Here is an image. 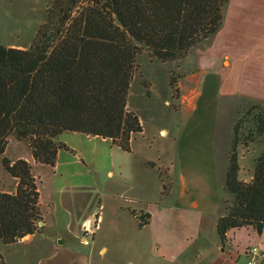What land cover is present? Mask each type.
I'll list each match as a JSON object with an SVG mask.
<instances>
[{"label": "trees", "instance_id": "16d2710c", "mask_svg": "<svg viewBox=\"0 0 264 264\" xmlns=\"http://www.w3.org/2000/svg\"><path fill=\"white\" fill-rule=\"evenodd\" d=\"M231 0H55L27 50L0 45V157L9 137L28 142L36 163L55 167L58 139L65 133L109 140L131 151L143 133L139 117L127 110L137 58L144 50L161 63L183 60L216 36ZM253 127L244 133V125ZM264 136V108L254 105L234 127L225 180V213L216 232L264 230V151L254 178L240 180V147ZM68 150V149H67ZM18 180L16 193L0 191V243L13 245L41 234L40 192L32 165L4 160ZM140 219L139 228L150 224ZM1 258V253H0Z\"/></svg>", "mask_w": 264, "mask_h": 264}, {"label": "rangeland", "instance_id": "374dc122", "mask_svg": "<svg viewBox=\"0 0 264 264\" xmlns=\"http://www.w3.org/2000/svg\"><path fill=\"white\" fill-rule=\"evenodd\" d=\"M24 1L21 11H31L35 27L25 24L26 28L14 34L3 33L0 35V43L13 40L17 45L31 46L40 28L47 23L49 8L55 0H0V22L3 19L9 26L12 16L16 12L20 13L21 3ZM10 3H13L12 7H9ZM239 9V0H231L226 15L231 13L232 17L228 30L235 31L223 43L240 38ZM20 18L19 16L18 19ZM21 20L23 21L22 18ZM223 33L225 30L222 28L221 37L225 35ZM216 36L180 61L161 63L151 58L146 50L138 56L127 106L129 112L139 117L144 131L142 135L137 134L140 136L135 135L136 154L130 155L111 141L100 137L65 133L59 137L58 142L64 143L68 150H60L55 167H50L34 161L28 142L8 138L6 151L0 157V191L13 194L18 186V180L6 171L4 160L28 161L37 178L44 224H39L42 233L35 235L34 239L33 236L28 239L26 237L24 242L22 240V243L13 245L0 243V264H153L158 256L157 243H168L173 251H182L177 247L182 245L183 248L185 240L181 237L187 225L179 219L183 213L176 214V208L167 210L165 219L161 218L158 204L174 207L175 196L166 197L165 189L159 183L160 179L163 178L164 181V175L167 174L176 182L182 167L190 169L195 166L201 171V160L198 161V166L193 160H182V155L195 154L197 146L206 151L205 145L210 140H218V156L223 161L230 141L231 151L234 127L239 119L244 118L254 105L264 108L259 103L247 105L248 102L245 101L243 104L239 97L232 98L224 93L226 89L218 75L214 51L224 50L218 57L220 71H223L230 65L224 55L228 54L231 59L238 60L239 48L233 49L237 57L230 49H225V46L215 49L214 43L220 39V36L215 38ZM194 79H200V96L196 108L185 111L193 107L199 91V88L191 87ZM235 103L239 111L236 115ZM182 109L184 112H181ZM243 127L247 134L246 130L252 128L253 124L245 123ZM161 128L168 131L167 137L160 135ZM191 139L194 143H190ZM252 147L253 145L249 149L240 147V155L246 156ZM165 150L168 152V162L173 160L172 165H165L166 162L163 161L164 166L158 162L159 154ZM144 158L151 162L142 171L137 166ZM184 170L183 168L181 174L186 177ZM224 194L227 195L226 192ZM148 204H151L150 211L157 213L154 217L149 212L152 222L146 229L148 241L136 240L132 243V235L138 232L140 219L146 213L137 214L133 211L132 215L136 220L121 209L129 210ZM83 220H91L94 233L88 244L82 240L83 225L80 231ZM243 233L245 235L237 240V245L242 249L251 239L246 230ZM151 234L153 238L158 234L161 240H151ZM56 240H62L63 243L58 247L59 253L51 258L53 250L50 245L54 242L56 246ZM258 241L255 236V241L251 243ZM141 249L142 253L146 249L150 254L147 259L141 255Z\"/></svg>", "mask_w": 264, "mask_h": 264}, {"label": "crops", "instance_id": "0c3cea01", "mask_svg": "<svg viewBox=\"0 0 264 264\" xmlns=\"http://www.w3.org/2000/svg\"><path fill=\"white\" fill-rule=\"evenodd\" d=\"M21 4L23 5L20 8V13L16 12L17 14L12 16L9 26L7 23H4V20L2 19L0 22V35H3V33L11 35L17 31H21L23 28H26L25 24L31 25V28L35 27L32 24L34 21L31 20V11H29V13L21 11L25 1ZM239 5L240 9L238 10V23H240V38L238 40L232 39L227 43H223V41H225L227 38H230V35L232 36L233 31H235L233 29L228 30L232 22V17L230 15L231 13H228L225 19V26L223 27V30H225V33L223 34L225 35L221 37V29V34L219 32L215 37L218 38L220 36V39L217 42L215 41L213 46L215 49L218 47L223 48L225 46V49H230V52H233V54L235 53L234 50L239 48L238 60H235L234 58L231 59L228 54L227 56L225 54L224 58L229 61L230 65L223 71H220V61L218 60V57L224 50H215L214 60L218 66L217 70L219 72L218 75L220 76V80L223 81L222 86H224L226 89V92H224L225 94L232 98L239 97L243 104H245L244 102L246 101L248 102L247 105L259 103L264 106V0H239ZM12 6L13 3H10L9 7ZM19 7L17 8L18 10ZM19 16L23 19V21L21 18L18 19ZM10 41L11 42L9 43H0V45L6 46L8 48L24 50L31 47L29 45H27L29 47L17 45L14 44L15 42L13 40ZM234 56H236V53ZM225 62L226 61L223 63L225 64ZM192 84L194 85L191 87L199 88V91L193 107L185 111L194 110L196 108L197 100L200 96V79H194ZM235 108L234 115L239 112L236 103ZM181 112H184V110L182 109ZM140 135H142V133ZM160 135L167 137L168 131L161 128ZM136 138V136L133 137L131 142V151L127 152L130 155L136 154ZM190 143H194V141L191 139ZM230 145L231 141L229 143V148L227 147L228 152L226 153L225 158H223V161L219 160L217 139L210 140L208 143H206V151H203L200 146H197L195 148V154L193 153L192 155L186 156L183 154L182 160H193L198 166V161L201 160V171H199V168H196L195 166L191 167L190 169L182 167L179 169L180 175L176 182L167 174L164 175V181L163 178L160 179L159 183L162 184L163 188L165 189L166 192L164 191V193H166V197L173 198L175 196V201L173 204L174 207L168 206L169 204H158V207H160L161 218L165 219L164 215L167 214V210L176 208V214H178V212L183 213V216L180 215L179 219L182 220L187 226L184 228L186 231H183V236L181 237V239L185 240L183 248L182 245H180L181 247L179 248L177 247V249L182 251H173L172 248L168 247V243L165 245H159L157 243L156 246L158 256L154 260L153 264H245L247 261V253L252 247H258L261 254L260 262L261 264H264V230L261 235H258L253 228H243L240 230L231 231L228 233V241L224 245L219 240L216 232L217 221L220 216L225 213L223 201L227 196H225L224 193ZM263 151L264 136L260 138L255 144H253V147L247 152L246 156L242 154L240 155L241 181L250 183L253 180L255 159ZM167 155V150L159 154L158 162L163 164L164 161V163H167H165V165H172L173 160L168 162ZM179 159H181V157ZM150 162L151 161L144 158L141 163H138L137 168H140L143 171V169L145 170L147 168V164ZM245 164L247 165L245 166ZM58 165L59 163L57 164V167ZM183 168L185 169L184 172L186 173V177L181 174L183 172ZM179 180L181 183H179ZM166 182L169 183L166 184ZM130 200L132 199H129V201ZM132 201L135 202L137 199H133ZM150 205L151 204H148V206L140 205L129 210L122 208L121 211L125 214H129L134 219H136V217L132 215L133 211H136L137 214L142 212L150 214L149 212H151L155 217L157 213L150 211ZM151 222L152 216L150 224ZM83 223L84 220L81 222L80 231H82ZM150 224L145 226L143 230L140 228L139 230L137 227L138 232L133 233V238H131L133 240L132 243H134L136 240L148 241V235L146 237V229L150 226ZM244 230L248 232V235L251 239L249 240V244L244 249H242V247L237 245V240L240 236L245 235L243 233ZM165 236L166 235H164V239ZM255 236L259 239V241L257 243H251V241H255ZM35 237L36 236H33L32 238L34 239ZM153 239L156 241L161 240L158 234H156L154 238L151 234V240ZM25 240H23V242ZM57 243L55 246V243L51 242L50 248L53 250L51 258L55 257L59 253L58 247L61 246L63 242L62 240H59ZM140 251L144 259H147V257L150 256L146 249H144V253H142V249ZM130 264L133 263L131 262Z\"/></svg>", "mask_w": 264, "mask_h": 264}, {"label": "built area", "instance_id": "2783aa9c", "mask_svg": "<svg viewBox=\"0 0 264 264\" xmlns=\"http://www.w3.org/2000/svg\"><path fill=\"white\" fill-rule=\"evenodd\" d=\"M83 234L84 237L82 240L84 241V243L88 244V241L92 239V236L94 234L91 229V220H87L84 222ZM260 257L261 254L258 247H252L247 253V261L245 264H261Z\"/></svg>", "mask_w": 264, "mask_h": 264}, {"label": "water", "instance_id": "95a60500", "mask_svg": "<svg viewBox=\"0 0 264 264\" xmlns=\"http://www.w3.org/2000/svg\"><path fill=\"white\" fill-rule=\"evenodd\" d=\"M44 223H42V225H43Z\"/></svg>", "mask_w": 264, "mask_h": 264}]
</instances>
